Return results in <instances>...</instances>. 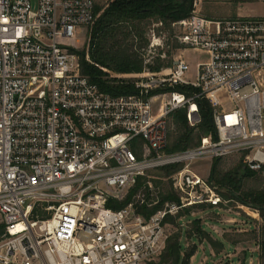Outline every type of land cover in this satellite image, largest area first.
Wrapping results in <instances>:
<instances>
[{
	"label": "built area",
	"instance_id": "built-area-1",
	"mask_svg": "<svg viewBox=\"0 0 264 264\" xmlns=\"http://www.w3.org/2000/svg\"><path fill=\"white\" fill-rule=\"evenodd\" d=\"M96 5L0 0V224L15 232L0 236V264H144L164 249L169 217L180 224L194 215L186 209L222 201L218 186L190 169L192 161L238 154L242 174L264 180V17L207 19L192 0L189 16L171 25L183 30L179 47L207 55L194 80L181 58L151 70L164 56L157 55L144 61L133 93L111 96L80 73L70 50L88 28L84 59L91 62ZM151 37L150 49L159 41ZM176 86L195 91L186 96ZM195 99L210 105L214 140L165 152L172 112L184 108L190 126L200 122ZM162 179L178 201L144 214L160 203ZM138 180L127 204L107 206Z\"/></svg>",
	"mask_w": 264,
	"mask_h": 264
},
{
	"label": "trees",
	"instance_id": "trees-1",
	"mask_svg": "<svg viewBox=\"0 0 264 264\" xmlns=\"http://www.w3.org/2000/svg\"><path fill=\"white\" fill-rule=\"evenodd\" d=\"M192 9V0H112L100 13V8L96 5L94 13L98 16L91 27L89 33L88 55L91 62L84 59V51L71 48V52L79 55L80 73L89 77L99 90L111 96L127 95L134 92L133 85L129 81L116 79L109 72L115 75L139 73L143 64L138 54L133 51L134 39L143 41L144 24L153 19L166 26L189 16ZM139 47H141L139 45ZM169 64V63H168ZM167 64V65H168ZM163 63L156 58L151 70H156ZM105 70V71H104ZM175 91L190 96L195 89L190 86H176ZM200 116V122L195 126H190L186 119V109L182 108L172 112L168 119L173 129L168 133V144L165 152H176L190 147L199 146L204 140H214L216 133L211 119V109L204 99H195ZM219 159H213L209 180L224 190L220 191L222 199L235 201L242 205H247L257 209L264 218V187L260 190L243 191L238 177V167L241 165V157L238 165L228 171L221 173L216 170ZM180 164L164 167L162 173L168 176L171 172L180 168ZM244 176L252 177L255 173L247 171ZM170 184V182H169ZM140 185V180L128 190L121 200H109L107 206L112 209L122 208L130 200L132 194L136 192ZM166 200L178 201V196L169 185L166 193L161 195L160 203L149 210H142L144 214H150L160 208ZM206 205L197 206L199 209ZM211 206V205H209ZM213 207V206H212ZM189 212L190 209H186ZM201 218H194L190 221L191 229L187 230V237L205 239L215 252H219L224 247L225 241L222 239H211L209 234L200 224ZM170 223H176V218L169 217ZM14 231H9L6 226L0 224V236L11 235ZM258 238V250L261 264H264V224L261 226ZM180 235L174 233L165 242L161 264H189L190 258L195 254L196 246L181 254Z\"/></svg>",
	"mask_w": 264,
	"mask_h": 264
},
{
	"label": "rangeland",
	"instance_id": "rangeland-1",
	"mask_svg": "<svg viewBox=\"0 0 264 264\" xmlns=\"http://www.w3.org/2000/svg\"><path fill=\"white\" fill-rule=\"evenodd\" d=\"M111 1L112 0H97V6L100 8L99 13ZM155 23L156 21L153 19L145 22L144 40L140 41L139 38L134 39L133 51L141 58L143 65L145 60L154 59L157 55H164L158 56V59H160L163 65H167L174 59H184L189 65L186 78L188 80H194L196 63L207 60V55L199 50L178 46L177 36L183 31L181 27L172 25L166 26L164 24L156 26ZM89 31H91V29H89ZM152 31L155 34V38H159V41L156 40L155 42L158 46L150 49L149 44L150 41H152ZM87 32L88 28L81 27L79 35L70 40V45L75 47L74 49L76 50L85 51L88 43ZM139 45L141 47H139ZM140 72L121 75H115L109 72V74L116 76V79H123V81L132 83L137 79ZM160 100V98H157L152 101L155 109H158ZM224 107L225 110H230L233 107L228 98L224 102ZM167 122L169 131H171L173 126L170 124L169 119ZM239 160L240 157L238 154L220 158L216 170L224 173L231 168H235ZM212 164L213 160L200 158L191 162L190 169L201 177L207 178L211 172ZM237 169L239 173L238 177L240 178V186L243 191H255L264 187V180L258 175L252 177L244 176L242 174V165ZM161 174L162 172L156 173L157 177L164 176ZM156 181L159 182L156 184L160 188L161 196L166 193L170 184L165 179ZM212 182L214 183V180ZM220 191L224 193V190L218 186L217 192L219 195ZM190 212H194V215H189L188 213L182 223L175 225L170 223L167 227V238L172 237L174 233L180 235L179 242L182 247L181 254L190 249L192 245L196 246L195 254L190 258L189 264H261L258 250V233L261 226L264 224V218L257 209L247 205H241L233 200L227 201L222 199L221 203L217 206L212 207L206 205L204 208L200 209L194 207L190 209ZM197 217L201 218L200 224H202L203 229L209 234L211 239H215L216 237L223 241H225L224 238L227 239V241L224 242L223 249L218 253L213 250L212 246L205 241V239H200L198 236L196 238L187 237L186 231L191 229L190 221ZM162 251L159 255L144 264H161Z\"/></svg>",
	"mask_w": 264,
	"mask_h": 264
},
{
	"label": "crops",
	"instance_id": "crops-1",
	"mask_svg": "<svg viewBox=\"0 0 264 264\" xmlns=\"http://www.w3.org/2000/svg\"><path fill=\"white\" fill-rule=\"evenodd\" d=\"M196 11L207 19L264 17V0H195ZM219 239L218 237H216Z\"/></svg>",
	"mask_w": 264,
	"mask_h": 264
}]
</instances>
